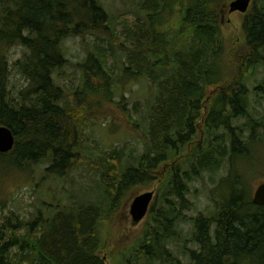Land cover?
Masks as SVG:
<instances>
[{"label":"trees","instance_id":"trees-1","mask_svg":"<svg viewBox=\"0 0 264 264\" xmlns=\"http://www.w3.org/2000/svg\"><path fill=\"white\" fill-rule=\"evenodd\" d=\"M104 1L0 0V125L16 137L0 163L22 171L44 164L48 174L63 178L80 153L75 148L87 150L80 136L86 119L75 115L55 77L70 63L64 49L69 38L92 39L75 107L92 108L97 86L114 91L121 76L154 85L146 111L132 123L144 127L143 154L125 166L124 148L106 151L97 158L98 202L56 203L60 210L42 219L38 231L33 223L0 218V264H105L98 255L105 247L101 224L126 193L152 185L161 165L178 157L125 264H264V205L253 202L247 170L260 163L255 149L264 146V101L250 98L264 100V0L244 18L239 78L210 99L204 116L206 89L226 75L224 0H181V13L168 24L162 14L167 0H141L133 18L120 22ZM13 47L24 49L14 67L28 81L17 92L10 85ZM117 56L122 65L110 85L108 61ZM200 123L203 137L194 143ZM204 175L209 210L188 216V195Z\"/></svg>","mask_w":264,"mask_h":264},{"label":"rangeland","instance_id":"rangeland-1","mask_svg":"<svg viewBox=\"0 0 264 264\" xmlns=\"http://www.w3.org/2000/svg\"><path fill=\"white\" fill-rule=\"evenodd\" d=\"M141 0H105L106 8L112 16L120 22L123 19L133 18ZM233 0H224L222 2L221 12V30L224 36L226 52L224 61L227 66L224 68L226 73L224 81L216 86H210L206 89V100L204 102L203 116L208 110L210 99L218 92L224 91L233 85V82L239 78L240 63L237 62V56L245 49V38L243 23L246 14L249 13L253 4L258 0H252L246 13L239 11L229 12V5ZM167 10L162 12L164 24L176 21L180 12L181 0H167ZM168 17V18H167ZM92 39L88 36H78L69 38L64 43L66 56L70 63L62 70L56 72L57 83L62 86V93L65 98L72 103V109L75 115L86 124L87 129L80 130L83 133L81 138L82 146L86 143L87 150L75 148L80 153L70 162V170H66V175L62 178L51 176L45 171L46 165H33L26 170H18L14 166L0 163V218L13 217L16 222L20 221L24 227L34 224V229L38 231L40 221L47 219L50 215L60 210L56 208V203L67 204L79 201L98 202L96 188L100 178V170L97 165V158L114 148H124L128 159L124 161L125 166L132 163L131 156L139 157L144 152L145 138L143 136L144 127H134L132 125L141 112H145L148 103L153 98L154 85H149L147 79L124 78L121 76L114 86V91L110 86H97V95L93 100V107L78 105L75 107L72 97H75L77 90L82 87L83 62L86 57L87 48L91 49ZM117 47L116 42L113 45ZM22 47H13L9 54L12 64L10 85L13 92L28 85V81L14 67V63L23 56ZM119 56V55H118ZM110 59L108 63L113 69L111 79H108L110 85L118 78L117 58ZM123 59L125 55H122ZM21 62V61H19ZM257 77H261L260 74ZM109 78V77H108ZM76 93V94H75ZM263 95V93H260ZM263 98L260 95H250L254 98ZM81 104V103H80ZM138 110V111H137ZM76 115V116H77ZM140 120V118H139ZM201 122V121H200ZM237 123H241V120ZM199 135L194 143L203 137L202 124L198 125ZM83 131V132H82ZM260 163L247 169L250 178L251 197L259 184L264 182V146L256 147ZM76 155V152L74 153ZM90 157L85 159L84 156ZM180 160V157L174 161L161 165L159 178L152 185L128 192L120 200L117 211L111 219L105 220L100 226V235L103 239L104 248L98 252V255L104 259L105 264H125V256L130 254L136 246L137 240L144 229L150 215L144 218L142 222L133 225L130 213L131 203L135 196L140 193L153 190L155 192L151 208L159 203V190L166 178L168 170ZM95 161V162H94ZM128 162V163H127ZM68 171V172H67ZM97 172V173H96ZM210 187L207 175L195 182L196 193H190L188 198L193 202L191 212L188 216H195L198 212H207L210 204L208 190ZM190 192V191H189ZM37 218L39 220H37ZM108 218V217H107ZM12 223V222H11ZM20 234H26L27 231H20Z\"/></svg>","mask_w":264,"mask_h":264},{"label":"water","instance_id":"water-1","mask_svg":"<svg viewBox=\"0 0 264 264\" xmlns=\"http://www.w3.org/2000/svg\"><path fill=\"white\" fill-rule=\"evenodd\" d=\"M252 0H233L229 5V12L239 11L246 13ZM16 137L8 126L0 125V153H8L15 147ZM153 190L146 191L134 197L130 213L133 225H137L148 215L151 203L154 199ZM253 202L257 205H264V182L259 184L253 195Z\"/></svg>","mask_w":264,"mask_h":264}]
</instances>
